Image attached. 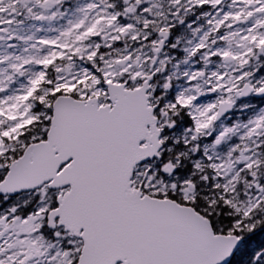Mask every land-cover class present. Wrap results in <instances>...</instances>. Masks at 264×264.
Segmentation results:
<instances>
[{
	"label": "snow or ice",
	"instance_id": "1",
	"mask_svg": "<svg viewBox=\"0 0 264 264\" xmlns=\"http://www.w3.org/2000/svg\"><path fill=\"white\" fill-rule=\"evenodd\" d=\"M0 264H264V0H0Z\"/></svg>",
	"mask_w": 264,
	"mask_h": 264
}]
</instances>
